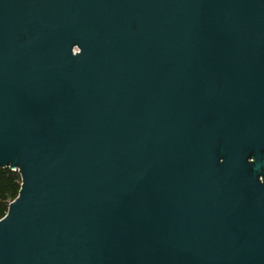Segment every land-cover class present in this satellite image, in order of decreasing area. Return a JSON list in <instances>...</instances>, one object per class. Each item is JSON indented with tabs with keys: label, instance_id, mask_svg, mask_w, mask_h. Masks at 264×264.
<instances>
[{
	"label": "water",
	"instance_id": "water-1",
	"mask_svg": "<svg viewBox=\"0 0 264 264\" xmlns=\"http://www.w3.org/2000/svg\"><path fill=\"white\" fill-rule=\"evenodd\" d=\"M262 151L264 0H0V264H264Z\"/></svg>",
	"mask_w": 264,
	"mask_h": 264
},
{
	"label": "trees",
	"instance_id": "trees-1",
	"mask_svg": "<svg viewBox=\"0 0 264 264\" xmlns=\"http://www.w3.org/2000/svg\"><path fill=\"white\" fill-rule=\"evenodd\" d=\"M22 177L18 170L0 166V219L5 216L10 203L18 196Z\"/></svg>",
	"mask_w": 264,
	"mask_h": 264
},
{
	"label": "flooded vegetation",
	"instance_id": "flooded-vegetation-1",
	"mask_svg": "<svg viewBox=\"0 0 264 264\" xmlns=\"http://www.w3.org/2000/svg\"><path fill=\"white\" fill-rule=\"evenodd\" d=\"M262 153H263V157H264V152L262 151ZM263 159H264V158H263ZM249 162H254V158H253V156L249 158Z\"/></svg>",
	"mask_w": 264,
	"mask_h": 264
},
{
	"label": "built area",
	"instance_id": "built-area-1",
	"mask_svg": "<svg viewBox=\"0 0 264 264\" xmlns=\"http://www.w3.org/2000/svg\"><path fill=\"white\" fill-rule=\"evenodd\" d=\"M260 180L262 181V180H263V178H262V177H260Z\"/></svg>",
	"mask_w": 264,
	"mask_h": 264
}]
</instances>
